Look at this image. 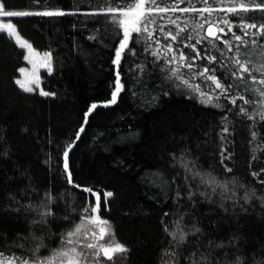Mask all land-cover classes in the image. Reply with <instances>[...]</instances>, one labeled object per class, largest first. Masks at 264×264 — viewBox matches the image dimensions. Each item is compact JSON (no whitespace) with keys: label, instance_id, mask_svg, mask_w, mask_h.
I'll return each mask as SVG.
<instances>
[{"label":"trees","instance_id":"1","mask_svg":"<svg viewBox=\"0 0 264 264\" xmlns=\"http://www.w3.org/2000/svg\"><path fill=\"white\" fill-rule=\"evenodd\" d=\"M0 2L5 10L65 13L7 18L35 49L51 53L52 71H43L41 78L43 90L54 95L24 92L17 86L26 51L13 37L0 34V252L32 256L30 249L38 243L34 237H43L45 247L37 255H49L98 195L101 215L127 249L114 264H161L163 251L170 248L164 229L175 230V221L186 232L193 226L200 229L176 249L179 264H190L188 257L193 252L196 259L201 253L208 256L210 264H238L237 258L240 264H264V121L239 115L223 96L216 99L218 90L207 86L210 82L193 77L191 82L200 84L213 98V104L202 103L198 94L177 88L165 78L161 68L170 67L167 59L171 55L160 59L151 54L159 50L164 57L165 44L177 46V42L165 41L159 31L163 27L164 32H178L172 20L187 29L179 38L193 37L187 43L206 36L208 24L199 28L203 23L200 13L177 10L162 14L163 19L158 16L155 40L136 36L128 44L134 54L126 49L117 67L113 61L122 36L110 22L114 14L107 9L123 8L128 0ZM260 2L209 0L214 11L203 16L224 28L227 35H220L234 46L228 52L217 42L225 52L221 63L228 67L240 43L232 39V33L242 34L236 25L264 24V11L255 7ZM241 3L248 12L239 10ZM233 5L243 21L226 11ZM193 6L205 7L200 0L178 7ZM222 20L233 23L225 25ZM243 39L264 41V35ZM206 46L207 41L197 44L202 54ZM183 50L192 54L189 48ZM246 50L253 51L254 62L261 61L257 46L242 47L241 59ZM212 53L217 54L215 49ZM195 64L199 68L207 61L196 60ZM209 67H215L216 75L228 82L226 69L218 64ZM117 72L123 88L111 104ZM254 75L260 78L259 73ZM251 86L264 89L258 83ZM245 95L264 99L258 93ZM93 104L96 109L86 116ZM246 107L250 112L264 111L259 103ZM81 127L83 132H79ZM69 147L67 171L73 183L66 180L63 168V153ZM181 158L193 172L211 174L227 190L217 187L213 193L199 178L186 181ZM47 192L54 197L48 205L52 215L46 224H34L40 219L39 205ZM109 192L113 195L105 205ZM30 204L36 208H29ZM20 243L23 248L17 247Z\"/></svg>","mask_w":264,"mask_h":264},{"label":"snow or ice","instance_id":"2","mask_svg":"<svg viewBox=\"0 0 264 264\" xmlns=\"http://www.w3.org/2000/svg\"><path fill=\"white\" fill-rule=\"evenodd\" d=\"M205 7L197 9L193 7H183L179 8L178 6L183 3L191 4V0H128V3L124 5L123 8H117L115 6L109 7L107 9L108 13L119 12V16L112 15L110 22L113 24H119L120 27L124 29L123 38L120 41L119 48L116 51L115 59L113 61L117 67L120 64L122 54L127 49L129 52L134 54V49L128 48L129 40L131 38V32L137 34H143V36L138 35L137 38H145L147 40H155L156 38V29L159 27L157 25V17L159 16L163 19V15L169 11L188 13L196 12L201 14V19L203 23L199 24L200 29H204V25L208 24L206 31V36L197 40L196 43H187V41L192 40L191 35L186 38H179L180 33L185 32L186 28H181L180 25L176 24L175 20H172L171 23L176 25L178 32L175 34L172 31L164 32L163 27H159V31L163 33V39L165 41L171 40L177 42V46L173 47L172 44H165L164 48L167 50L165 56L161 57L159 50L151 53L154 57H159L160 59H165L168 55H171L170 59H167V65L170 67H163L161 70L166 73V79L173 82L177 88H183L185 90H191L193 94H198V97L201 99L202 103L213 104V98L209 96V93L204 91L200 84H193L191 81L193 77L202 78L203 82H210L209 87L218 90V95L216 99H219L220 96H223L227 102L231 105L236 106L238 109V114L245 117L246 119L252 120L255 122L256 118L259 117L261 121H264V111H253L250 112L246 105H256L259 103L264 107V99H254L245 95V93H258L259 97L264 98V89L254 88L251 85L260 84L264 85V41H258L256 39H251L246 41L243 39L245 36L256 37L258 35H264V24L257 25L255 23H244L241 22L236 26L242 30V34L232 33V39L239 41L240 43L235 45V52L238 54L230 57V62L232 67H228L227 64L221 63V57L225 56V52L221 50L220 44L217 42H222L223 45L227 47L228 52H233L234 46L232 40H224L223 36L227 35L224 28H218L216 22L211 21L203 16V13H208L210 16L214 11L213 7L209 3V0H200ZM220 3L223 0H219ZM147 5V6H146ZM171 5V7L169 6ZM256 9L264 11V0H261L259 4H256ZM239 10L242 12H248L249 8L241 3L239 5ZM227 12L232 13L237 17L238 20L243 21L245 18L239 15L237 7L235 5L228 7ZM0 15L3 17H27L31 15H43V16H63L65 13L63 11H44V12H30V11H11L5 10L3 3H0ZM123 17V18H121ZM132 17V19H128ZM221 23L225 25H231L228 20H222ZM218 28V31H217ZM247 29H256L255 32H249ZM231 31V26L229 27ZM0 34H7L9 38L14 37V42L21 49H27L31 53L32 46L27 41L22 40L17 33L15 26L9 22L5 24H0ZM179 38V39H178ZM201 41H207V46L204 48L203 54L201 50L197 48V44ZM159 43V41H156ZM250 46H257L259 54L262 59L260 62H254L251 57L253 51L246 50L242 53L243 59H241L240 49L243 47L249 49ZM189 48L192 51V54L189 55L183 49ZM212 49H215L217 54L212 53ZM45 55L51 56V53H46ZM25 59H28V56H25ZM196 60H206L207 64L203 67H199L195 64ZM218 64L221 68L226 69L229 79L228 82L225 81L216 75V68L209 67V65ZM174 65V66H173ZM187 68L188 73H182V69ZM194 68H198L197 71L193 72ZM21 73L25 72V69H19ZM254 73H259L260 78L258 79L257 75ZM247 74V75H246ZM119 73L117 72V77ZM251 81V85L249 84ZM17 86L24 92H33L35 89L25 83L23 80L17 78L15 80ZM114 91L111 95L109 103L115 104L117 97L120 91L123 88V85L120 84L119 79L115 81ZM235 89V92L233 91ZM39 94L42 96L54 95V93H48L42 89L39 91ZM242 101V103H238ZM219 106V105H214ZM97 107L96 104L91 105L89 112L85 115L87 116ZM87 122V121H85ZM83 127L79 129V132H83ZM227 131V128H225ZM79 132L77 133V138H79ZM252 136L255 137L256 133L253 132ZM70 147L66 148L63 157L64 163L63 168L66 171V180L69 183H73L71 177L72 173L67 171L68 165V152ZM255 158V157H253ZM182 167L185 169L186 175L185 180L187 181L189 177L195 180L200 179L202 184L207 185L211 188L212 192H216L217 187H222L227 190L226 184H221L215 180L211 174H202L199 171L193 172L192 168L189 167V163L183 161L181 158ZM231 171V169H226ZM257 175V173H253ZM161 182H163L161 180ZM264 184V181H261ZM79 187V186H77ZM190 187V186H189ZM84 191L92 192V189H84ZM112 193L105 194V205L107 204V198L111 197ZM191 195V192H190ZM203 195V193H201ZM45 201L41 202L39 208L41 209L38 212L40 217L39 220H34V224H46L47 217L52 215L51 208L48 205L52 202L54 197L51 192L44 194ZM247 199V197H246ZM29 208L35 209L36 206L28 205ZM100 197L97 195L96 200L91 202L88 206L82 209L81 222L74 225L71 230L64 233L61 237V247L52 249L48 256H38L37 253L42 247H45L43 243V237H34L38 243L30 249L32 256H17L15 253L11 255H5V253L0 252V264H101L100 257H104L108 261L114 259L116 253H124L127 249L119 244H101L98 241L102 240L105 235H111L110 231V222L104 219L100 215ZM176 228L173 231H169L168 227L165 226V232L170 237V248L165 249L162 253L161 264H179V255L176 249L185 243L189 234H195L199 232L200 229L193 226L190 232L184 231V228L180 226L179 221L174 222ZM91 226V227H90ZM80 237L81 239H76ZM71 245V247H68ZM17 247L23 248L22 243L17 244ZM217 247H223V245H217ZM92 257L94 259L90 260ZM196 253L193 252L188 260L190 264H210L208 256L201 253L199 258L196 259ZM238 264H240L239 258H237Z\"/></svg>","mask_w":264,"mask_h":264},{"label":"rangeland","instance_id":"3","mask_svg":"<svg viewBox=\"0 0 264 264\" xmlns=\"http://www.w3.org/2000/svg\"><path fill=\"white\" fill-rule=\"evenodd\" d=\"M113 14L117 15V16L120 15L119 12H116V13H113ZM7 18H9V17H3L2 15H0V24L9 23L10 21L7 20ZM121 18H123V17H121ZM128 19H132V17H128ZM114 27L119 30V32L121 33V36L123 38L124 29L122 27H120L118 23L114 24ZM18 35H19V33H18ZM138 35L141 36L143 34H137L135 32H131V38H130L129 42H131ZM20 38L22 40H25L21 36H20ZM13 39L15 40L14 37H13ZM25 41H27V40H25ZM24 50L26 51V56H28V59H25L26 64L22 67L23 69H25V72L24 73L20 72L19 79L23 80L29 86L33 87L35 89V91H40L41 89L43 90L41 74H42L43 71H48V72L52 71L51 56L49 57V56L45 55L46 53L38 51L33 46H32V50L33 51L31 53H29L27 49H24ZM100 212H101V209H100ZM100 215H101V213H100ZM110 231H111V235H105L104 238L102 240H99L98 242L101 243V244H115V243H118V241L116 240V238L114 236V231H113V228H112L111 224H110ZM76 239H81V238L77 237ZM68 247H71V245H69ZM124 254H126V252H124V253H116L114 255V259L112 261H108L104 257H100L101 264H114V263L117 262V259L119 257H121L122 255H124ZM41 257H44V256H41ZM89 259L92 260L94 258L90 257Z\"/></svg>","mask_w":264,"mask_h":264},{"label":"water","instance_id":"4","mask_svg":"<svg viewBox=\"0 0 264 264\" xmlns=\"http://www.w3.org/2000/svg\"><path fill=\"white\" fill-rule=\"evenodd\" d=\"M208 27V26H207ZM207 27H206V29H207ZM219 28V27H218ZM218 28H217V31H218ZM205 35H206V31H205ZM118 79H119V81H120V84L122 85V83H121V77H120V75L117 77ZM122 91V90H121ZM120 91V92H121ZM119 95H120V93H119ZM119 95H118V97H119ZM118 97H117V99H118Z\"/></svg>","mask_w":264,"mask_h":264}]
</instances>
